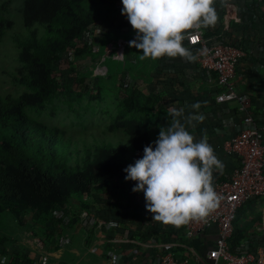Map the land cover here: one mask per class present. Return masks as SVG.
Here are the masks:
<instances>
[{
  "label": "trees",
  "instance_id": "16d2710c",
  "mask_svg": "<svg viewBox=\"0 0 264 264\" xmlns=\"http://www.w3.org/2000/svg\"><path fill=\"white\" fill-rule=\"evenodd\" d=\"M12 1L0 0V41L14 24L9 17ZM115 2L23 0L21 12L25 35L12 34L19 61V75L14 81L29 92L19 96L0 94V229L7 217L23 221L28 209L36 210L42 218L51 219L52 209L67 204L74 196L86 200L96 195L100 199L96 206L83 205L88 216L103 220L114 215L123 219L146 218V201L144 195L132 191L134 181H130L123 199L118 195V185L112 188L128 162L134 164L136 159L142 158L143 148L152 144L160 131L156 126L154 140L149 127L151 115L134 114L133 100L142 108L140 93H132L126 101L128 108L122 111L130 113L121 123L124 143L121 139H108L106 133H101L102 137L90 136L92 142L85 137L76 138L71 132L36 120L27 113V108L40 105L51 86V65L59 53L86 32L93 22L110 16ZM144 99L156 100L153 94ZM52 231L53 234L57 231V224ZM0 238L5 239L3 235ZM237 241L239 237L234 230L229 240L232 251H236L232 245ZM56 248L55 245L49 250ZM27 260L15 255L7 264Z\"/></svg>",
  "mask_w": 264,
  "mask_h": 264
},
{
  "label": "crops",
  "instance_id": "0c3cea01",
  "mask_svg": "<svg viewBox=\"0 0 264 264\" xmlns=\"http://www.w3.org/2000/svg\"><path fill=\"white\" fill-rule=\"evenodd\" d=\"M215 8L218 21L214 27L202 28L203 33L223 41L241 43L247 48V55L237 65L235 84L239 91H245L252 97V112L264 129V0H224L223 3L215 0ZM152 64L157 69L150 68L148 73L149 91L173 95L177 106L185 108V115L196 112L205 116L203 122L188 130L197 140L207 135L215 155L225 165L222 174L215 172L214 175L229 177L235 160L223 151L222 143L243 127L242 113L236 102L217 103L215 94L219 87L214 73L195 62H187L180 57H161ZM196 102L201 103L199 110L190 107ZM75 199L79 200L74 196L67 204L52 209L51 213L56 217L65 213L72 219H61L60 224L56 223L62 231L58 248L40 251L36 258L46 252L55 264H109V257L128 247L153 255L168 249L172 243H185L187 248L179 247V250L188 256L189 264H201L197 255L205 257L216 238V227L211 226L188 239L183 235V226L176 228L152 220V214L147 210L145 219H123L108 214L110 219L98 225V217L88 216L85 220L77 217L85 210ZM259 207V200L252 199L239 208L234 220L239 241L232 245L233 250H253L264 245V231L258 230L262 210Z\"/></svg>",
  "mask_w": 264,
  "mask_h": 264
},
{
  "label": "rangeland",
  "instance_id": "374dc122",
  "mask_svg": "<svg viewBox=\"0 0 264 264\" xmlns=\"http://www.w3.org/2000/svg\"><path fill=\"white\" fill-rule=\"evenodd\" d=\"M22 2L23 0L12 1L9 17L14 24L0 41V94L7 96H19L29 92V89L14 81L19 75V61L18 47L12 34L20 37L25 35L22 26ZM105 32H107L106 28L102 26L95 35V41L89 44L76 37L59 53L58 58L51 65V86L43 95L40 105L27 108V113L36 120L71 132L76 138L85 137L87 141L92 142L90 136L102 137L101 133H106L108 139L113 141L121 139L124 143L125 133L121 123L130 113H122V111L128 108L126 101L130 100L131 94L137 92L142 99V108L138 107L136 100H133L134 114L139 115L144 112L151 115L149 127L155 140L156 126L167 128L171 123L169 109L172 107L179 109L176 98L166 92L149 91L148 73L150 68L156 66L152 64L155 60L150 57L141 59L142 50L136 48H126L123 59L119 61L111 56L106 58L102 63L103 72H97L96 66L99 54L103 51ZM170 88L171 86L168 90ZM149 94H153L156 100L144 99ZM155 116L158 117L157 120ZM130 164L131 162H128L127 165ZM125 175L123 171L120 178L114 181L115 184H112L113 189L118 185V195L121 199L125 197L131 184L124 179ZM139 194L143 195V192ZM94 196L87 197L86 200H75L82 206H96L100 199ZM256 200H259V209L262 208L264 197ZM80 213L77 215L79 219H81ZM52 216L51 219L46 216L42 218L36 210L28 209L21 222L13 220L15 219L13 217L5 218L0 229V235L5 237V239L0 238V261L5 256L10 260L15 255H21L28 260L35 259V255L40 251H49L55 245L58 246L62 239V231L57 226V231L53 234L52 228L56 223L60 224L61 219H72V217L65 213L57 217L54 213ZM38 237L42 240L36 241Z\"/></svg>",
  "mask_w": 264,
  "mask_h": 264
},
{
  "label": "clouds",
  "instance_id": "9594fccd",
  "mask_svg": "<svg viewBox=\"0 0 264 264\" xmlns=\"http://www.w3.org/2000/svg\"><path fill=\"white\" fill-rule=\"evenodd\" d=\"M223 3L224 0H221ZM121 15L136 33L130 47L142 50L141 59L180 57L195 62L197 56L183 46L185 33L214 27L218 21L215 0H121ZM199 110L200 102L190 106ZM167 128L160 127L157 139L143 148L142 158L123 171L134 181L133 192H143L152 220L176 228L205 219L222 199L214 188V173H223L224 163L215 155L207 135L197 140L188 130L205 116L185 115V108L169 109ZM154 145V146H153ZM120 257L112 256L110 264ZM5 256L0 264H7Z\"/></svg>",
  "mask_w": 264,
  "mask_h": 264
},
{
  "label": "built area",
  "instance_id": "2783aa9c",
  "mask_svg": "<svg viewBox=\"0 0 264 264\" xmlns=\"http://www.w3.org/2000/svg\"><path fill=\"white\" fill-rule=\"evenodd\" d=\"M122 7L121 0H116L110 16L105 20L93 22L86 32L77 37L88 44L93 43L101 27L106 28L107 32L103 36V51L99 54L96 66L99 73L104 70L102 63L106 58L111 56L119 61L123 59L126 48H135L130 47L129 42L135 39L136 33L127 17L121 15ZM182 43L190 47L192 53L197 56L195 63L214 73L219 87L215 101L236 102L237 109L242 113L243 124V127L222 143L223 151L234 158L235 166L229 177L220 178L221 175H214L215 191L222 197L219 206L205 219L193 220L183 225V235L189 239L211 226L216 227L215 241L207 249L205 257L197 255L201 264H264V245L257 246L253 250L232 251L229 244L238 209L249 200L264 197V129L252 112V97L245 91H239L235 84L237 65L247 55V48L230 41L205 36L202 28L186 32ZM80 217L82 220L87 219V212L82 211ZM96 221L98 225L104 224L103 219ZM258 230L264 231V203ZM168 247L153 255L143 254L128 247L116 255L120 257L117 264H122L123 261L126 262L125 264H189L188 256L179 250V247L187 248L185 243H172ZM192 251L194 252V249ZM109 259L111 261L112 256ZM20 264L55 263L51 255L44 252L39 257Z\"/></svg>",
  "mask_w": 264,
  "mask_h": 264
}]
</instances>
